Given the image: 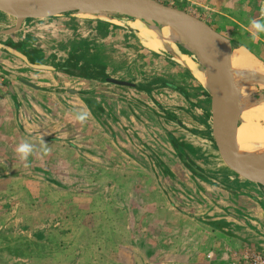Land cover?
I'll return each instance as SVG.
<instances>
[{
    "label": "rangeland",
    "instance_id": "1",
    "mask_svg": "<svg viewBox=\"0 0 264 264\" xmlns=\"http://www.w3.org/2000/svg\"><path fill=\"white\" fill-rule=\"evenodd\" d=\"M157 1L264 61V33L253 41L247 30L264 20L262 0ZM128 19L69 12L0 35L56 68L0 49V264H209L223 248L264 253V187L216 149L200 61L182 42L148 49ZM15 23L0 11V32ZM22 140L50 152L22 161Z\"/></svg>",
    "mask_w": 264,
    "mask_h": 264
},
{
    "label": "water",
    "instance_id": "2",
    "mask_svg": "<svg viewBox=\"0 0 264 264\" xmlns=\"http://www.w3.org/2000/svg\"><path fill=\"white\" fill-rule=\"evenodd\" d=\"M0 11L16 20L13 28L0 32V35L16 32L27 19H46L69 12L85 15L128 14L152 26L176 28L184 35V44L191 49L194 59L200 61L209 77V86L202 87L206 90L210 103V125L216 149L226 165L237 175L264 187V158L246 160L239 151L234 134L235 124L240 117L239 110L234 106L240 95L237 92V82L234 81V70L224 55L226 46L234 41L209 23L157 0H0ZM0 49L21 58L34 68L55 70L52 66L31 62L27 55L1 42ZM258 61L264 63L262 60ZM106 80L116 85L134 86L131 82L113 78ZM244 84L263 86V82L259 80H245ZM229 107L231 109L227 118H224V112Z\"/></svg>",
    "mask_w": 264,
    "mask_h": 264
},
{
    "label": "bare ground",
    "instance_id": "3",
    "mask_svg": "<svg viewBox=\"0 0 264 264\" xmlns=\"http://www.w3.org/2000/svg\"><path fill=\"white\" fill-rule=\"evenodd\" d=\"M88 18L100 19L104 21H119L123 24L128 19V14L99 13L87 14ZM138 19V18H135ZM139 27V37L141 42L153 51H175L178 42H185V37L173 27H156L147 24L138 19L135 20ZM226 60L230 61L234 70V81L237 82V92L240 98L235 100L234 107H237L240 117L234 128L237 144L240 153L246 160L256 161L264 158V128L261 121H264V65L259 63L246 50H241L237 43L230 42L224 51ZM192 69L194 68L193 65ZM198 77L203 81L206 87L209 86V77L200 66H195ZM259 80L263 82L260 91L253 90L251 85H245L244 82ZM245 85V86H244ZM231 107L226 108L224 118H227Z\"/></svg>",
    "mask_w": 264,
    "mask_h": 264
},
{
    "label": "clouds",
    "instance_id": "4",
    "mask_svg": "<svg viewBox=\"0 0 264 264\" xmlns=\"http://www.w3.org/2000/svg\"><path fill=\"white\" fill-rule=\"evenodd\" d=\"M262 16H264V11H262ZM247 30L250 33V38L256 41L259 38V34L264 33V20L251 19ZM77 118L83 121L85 114L78 113ZM14 151L22 161H27L30 156L36 155L37 153L47 155L50 149L45 142L37 145L29 140H22L17 144Z\"/></svg>",
    "mask_w": 264,
    "mask_h": 264
},
{
    "label": "crops",
    "instance_id": "5",
    "mask_svg": "<svg viewBox=\"0 0 264 264\" xmlns=\"http://www.w3.org/2000/svg\"><path fill=\"white\" fill-rule=\"evenodd\" d=\"M260 10H259V15L262 16V11H264V0L261 1V4H259V7H258ZM208 23V22H207ZM212 26V24H210ZM213 27V26H212ZM214 28V27H213ZM215 29V28H214ZM219 32V30H217ZM30 55V54H29ZM28 56V55H27ZM29 57V56H28ZM30 59V57H29ZM31 60V59H30ZM16 76V75H15ZM18 78V76H16ZM16 77L13 76V78L17 79ZM18 80V79H17ZM31 86V85H29ZM229 249V248H228ZM227 248H223V250L218 254V257H216L214 260H210L208 261L209 264H213L215 262H221L223 264H243V261L240 257V254L237 252V250L235 249L233 252L228 250ZM217 251V248L216 247H213V251ZM215 251V252H216ZM241 253V252H240ZM214 253H209V258L212 257ZM217 255V254H215Z\"/></svg>",
    "mask_w": 264,
    "mask_h": 264
},
{
    "label": "built area",
    "instance_id": "6",
    "mask_svg": "<svg viewBox=\"0 0 264 264\" xmlns=\"http://www.w3.org/2000/svg\"><path fill=\"white\" fill-rule=\"evenodd\" d=\"M243 264H264V253L245 250L240 253Z\"/></svg>",
    "mask_w": 264,
    "mask_h": 264
},
{
    "label": "flooded vegetation",
    "instance_id": "7",
    "mask_svg": "<svg viewBox=\"0 0 264 264\" xmlns=\"http://www.w3.org/2000/svg\"><path fill=\"white\" fill-rule=\"evenodd\" d=\"M53 67V66H52ZM55 68V67H54ZM55 70H56V68H55ZM27 84H29V83H27ZM29 85H31V84H29ZM35 87V86H34Z\"/></svg>",
    "mask_w": 264,
    "mask_h": 264
}]
</instances>
